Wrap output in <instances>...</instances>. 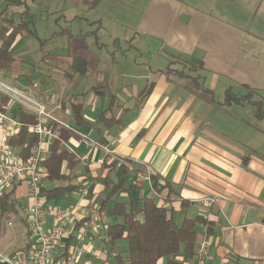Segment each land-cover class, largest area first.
I'll return each instance as SVG.
<instances>
[{
	"label": "crops",
	"instance_id": "1",
	"mask_svg": "<svg viewBox=\"0 0 264 264\" xmlns=\"http://www.w3.org/2000/svg\"><path fill=\"white\" fill-rule=\"evenodd\" d=\"M148 11L152 19L144 28ZM138 17L142 21V28L137 29L140 39L131 45L145 50L139 53L141 58L136 56L131 62L121 50V58L115 60V54H102L104 44L90 43V57L70 54L57 57L52 65L64 82L76 80L78 75L94 81L101 72L108 76L101 84L76 85L73 92L66 89L62 97L48 99V109L79 135L62 142L79 159L70 181L77 186L46 202L60 209L61 204L53 201L63 198L65 206L79 211L73 237L64 240L65 245L79 241L84 245L79 264H118L115 243L113 249L106 244L105 226L120 219L98 210L104 186L94 177L104 158H121L132 166L134 178L148 168L158 182H168L174 211L205 221L196 225L197 244L202 239L210 242L202 264H264V117L257 116L259 108L264 110V2L150 0ZM34 31L36 36H30L38 39ZM74 56L87 61L85 73L71 66ZM140 66L142 70L136 71ZM125 83L134 85L128 90ZM150 83L146 96H140ZM96 86L103 89L99 96L93 91ZM228 89L230 94L245 97L226 103ZM88 92L92 94L88 104L73 101ZM72 101L80 103L83 120L73 117ZM97 103L99 110L88 114V106ZM101 111L119 123L107 126L99 121ZM84 135L105 146L109 154L101 147H89ZM83 155L87 160H80ZM106 172L102 170L100 176ZM65 184L57 181L47 186ZM132 186L130 197L135 204L139 197H156L146 181ZM14 194L24 202L26 186L20 185ZM203 196L213 197L214 203H197ZM117 199L128 201V196L122 193ZM181 200L188 205L181 207ZM189 211L194 216H188ZM89 218L94 225L87 228ZM45 222L49 227L51 218Z\"/></svg>",
	"mask_w": 264,
	"mask_h": 264
},
{
	"label": "trees",
	"instance_id": "2",
	"mask_svg": "<svg viewBox=\"0 0 264 264\" xmlns=\"http://www.w3.org/2000/svg\"><path fill=\"white\" fill-rule=\"evenodd\" d=\"M259 1L264 2V0ZM97 2L98 0H93V5ZM3 20L5 23L0 28V72L2 73L10 70L15 61V53L18 46L22 43V40L30 35L36 36L30 21L20 20L17 23H13L11 19L4 18ZM71 66L77 72L85 73L87 70V61L81 56H74ZM150 86L151 83L148 87H144L140 96H146ZM102 90L100 86H96L93 89L96 96H99ZM244 97L230 94L229 89L225 94L226 103L237 102ZM249 97V95L246 96V98ZM259 105L260 103H258ZM71 108L76 121L83 120L80 103L72 101ZM18 113L19 119L33 122L32 115L27 114L23 110H19ZM257 116L264 117V110L259 108ZM97 119L104 121L108 124L107 126L119 123V119L106 117L104 111L98 114ZM70 136L79 137L75 131L63 130L60 138L52 142L50 154L42 162L43 171L41 175L40 193L44 196V202L69 193L77 186L70 181L74 177L71 176V171L79 163V159L62 144ZM34 141L35 136L28 132L26 126L21 129L20 133L14 139V142L19 147L26 144L27 147L24 149L29 148ZM125 162L117 165L115 159L107 160L104 158L99 167L100 172L98 176L94 177V181H102L104 186V193L101 196L98 210L100 212L105 210L108 216L120 219L113 223H106L105 236L108 238L106 244L113 249L116 240L124 238L127 242L126 249H118L114 254V258L118 264H162L164 259L166 260V264L193 262L197 250L198 233L196 225L205 223V221L200 216L194 218L183 216L180 222H176L172 216L173 208L170 205V197L172 196L170 184L168 182L158 184L157 177L154 175H151V183L156 197H139L138 202L136 204L133 203L130 197V191L133 189L131 180L134 178V173L132 172V166ZM63 165H65L64 169L62 167ZM87 170L88 167L85 169V172ZM102 170H107L104 177L100 176ZM109 173H113L114 178ZM57 181L66 184L64 186H47L48 183ZM163 190H166L165 194L162 193ZM12 191H7L0 198V225L3 216L6 217L9 214H14L19 218L14 224L24 227L25 234L28 238L25 220L19 217L22 201L16 198ZM122 193L128 196V201H120L117 199V196ZM109 202L111 205L106 207ZM187 205V201L181 200V207H186ZM138 215L141 216L138 217ZM71 237H73L72 234L68 239L70 240ZM26 244L27 246L25 248L15 250L11 256L28 255L32 248V242L29 238ZM68 245L67 243L65 248ZM178 255H180V259H177Z\"/></svg>",
	"mask_w": 264,
	"mask_h": 264
},
{
	"label": "rangeland",
	"instance_id": "3",
	"mask_svg": "<svg viewBox=\"0 0 264 264\" xmlns=\"http://www.w3.org/2000/svg\"><path fill=\"white\" fill-rule=\"evenodd\" d=\"M92 1L0 0V28L5 23L4 18L11 19L13 23L27 20L32 23L38 34V39L29 36L22 40L10 70L0 72V78L24 89L49 108V100L62 97L66 89L73 92L76 85L90 87L101 84L104 79H108V76L101 72L96 77L97 81L89 76L78 75L76 80L65 79L66 82H64L59 77L56 67L52 66L57 57L66 58L70 54L90 57L87 49L91 47L90 43L93 46H96V43L98 45L104 44L100 47L102 54H115V60L121 58L119 57L122 53L121 50L125 51L126 58L131 62L136 56L141 58L139 53L145 52V50L139 51L134 48L136 44L134 42L140 39V36L137 35V29L142 28V21L138 14H141L143 9L146 10L150 0H103L95 6ZM149 11L145 18L144 28L150 25L149 18L152 19ZM44 54L45 57H42ZM92 56L94 55L92 54ZM127 65L130 69H134L130 64L127 63ZM112 66H110L112 69L117 68V65ZM59 67L60 69L63 68V66ZM140 70H142V66L136 69V71ZM16 75L17 78L13 79L12 77ZM133 85L127 84L126 88L129 90ZM258 94L261 92L259 91ZM91 97L92 94L88 92L77 96L73 101L88 104ZM244 102L247 105L249 103L247 100ZM99 108L98 103L93 104L88 106L87 112L93 114L94 110H99ZM230 118L228 117L224 121H229ZM112 177L114 176L112 175ZM158 184L161 183L158 182ZM64 202L66 201L63 198L53 201L54 204H61L60 209L65 210L72 218H75L79 211H72L69 206L64 205ZM193 214V211L187 213L188 216H194ZM172 216L176 222H179L183 217L182 214H178V211L174 210ZM18 219L16 215L9 214L6 217L3 216L1 220L0 253L4 256H11L15 250L27 246L28 238L24 227L14 224ZM7 220L12 221L11 226H7ZM126 245L127 242L124 238L115 242L116 249H126Z\"/></svg>",
	"mask_w": 264,
	"mask_h": 264
},
{
	"label": "built area",
	"instance_id": "4",
	"mask_svg": "<svg viewBox=\"0 0 264 264\" xmlns=\"http://www.w3.org/2000/svg\"><path fill=\"white\" fill-rule=\"evenodd\" d=\"M19 110L32 115L33 122L19 119ZM24 126L35 136V141L26 149V144L19 147L14 142ZM63 130L76 132L69 123L55 116L45 103L0 78V198L10 190L14 194L22 184L26 186V200L22 202L19 215L25 220L27 235L32 242L28 255L4 256L0 253V261L7 260L9 264H79L84 245L79 241L65 248L64 243L73 233L76 220L66 211L50 207L40 193L42 162L50 154L52 142L60 138ZM83 138L89 147H101L105 155L109 154L105 146L85 135ZM80 160L85 161L87 157L83 155ZM115 160L117 165L124 162L121 158ZM137 176L133 185L140 186L143 180L152 189L150 169L146 168ZM197 203L210 206L214 198L203 196L197 199ZM47 217L51 218L49 227L45 226ZM6 224L11 226L12 221L7 220ZM93 225L94 219L89 218L86 227ZM209 247V241L199 240L192 264H202Z\"/></svg>",
	"mask_w": 264,
	"mask_h": 264
},
{
	"label": "water",
	"instance_id": "5",
	"mask_svg": "<svg viewBox=\"0 0 264 264\" xmlns=\"http://www.w3.org/2000/svg\"><path fill=\"white\" fill-rule=\"evenodd\" d=\"M0 264H9L7 260L0 261Z\"/></svg>",
	"mask_w": 264,
	"mask_h": 264
}]
</instances>
